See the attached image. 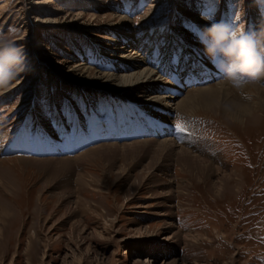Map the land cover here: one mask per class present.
Listing matches in <instances>:
<instances>
[{"label":"rangeland","instance_id":"obj_1","mask_svg":"<svg viewBox=\"0 0 264 264\" xmlns=\"http://www.w3.org/2000/svg\"><path fill=\"white\" fill-rule=\"evenodd\" d=\"M41 1L0 0V32L15 30L26 63L13 86L0 91V264H264V119L241 128L221 100L204 114L175 120V143L198 158L188 164L175 153L155 154L154 146L109 150L77 164L17 157L72 156L98 143L153 138L134 137L139 116L128 112L136 107L91 87L92 78L71 72L74 63L121 73L91 59L101 53V36L114 42L130 29L137 53L152 62L157 55L153 68L165 70L170 54L175 69L184 44L199 42L196 24L208 26L202 17L264 29L255 0ZM109 14L124 16L134 30L108 27ZM207 63L216 77L189 91L221 81ZM257 84L264 89V81ZM104 119L109 126L100 125ZM79 124L89 140L79 141ZM167 221L172 244L161 239Z\"/></svg>","mask_w":264,"mask_h":264},{"label":"bare ground","instance_id":"obj_2","mask_svg":"<svg viewBox=\"0 0 264 264\" xmlns=\"http://www.w3.org/2000/svg\"><path fill=\"white\" fill-rule=\"evenodd\" d=\"M41 2L45 3L47 0H42ZM190 2H192V0ZM38 3H40V1H38ZM107 18L108 27H112L120 31V27L129 26L132 30H134V26H132L130 23L131 21L127 20L124 16L109 14L107 15ZM44 24L52 25L53 22L51 20H44ZM196 25L200 29L206 28L204 27L205 24L202 20H200V23H197ZM129 33H131L130 29H124L123 31L117 32V38L114 42H109L108 38H106V35V37L101 36V39L103 40L100 44L101 53L94 54L91 59L93 62L98 61L101 64V67L106 70L118 69L121 71V73L109 71L97 72L95 68L88 66L87 62L85 61L74 63L71 68V72L78 73L79 75L83 74L89 78H92L94 82L92 85L90 83V86L95 87V89L98 91H101L103 88H107V90H109L107 93L113 96H118L125 99L127 98L128 101L132 103L134 107H136V109H134L135 111L130 109L128 113L130 116L134 113H136V116H139L138 131L134 134V137L139 135L141 137L151 136L153 138L136 139L129 142H122L120 144L117 142L98 143L72 156L56 158H49L50 156L44 158L17 156L20 158V160L25 159L37 162L75 161L77 164V160L80 158L87 160L88 158H94L95 156H99L104 152H108L109 150L110 152L111 150H113L112 152H116L114 149H120L123 152L128 153L133 150L135 151L136 148L140 149L145 146H154L155 150L153 151L155 154H161L163 152L175 153L180 157L181 161H184L188 164V158L190 160H197L198 158L190 153V150H188L189 148H185L175 143V137H173L175 128L173 125L176 124V119L183 116L188 117L190 115L204 114V112L209 111L214 105L218 104L220 100L224 103V113L231 119L232 122L241 128H246L249 124H257L258 121L264 119V89L260 88L258 84L255 86L256 83H254V85H245L243 88L237 90L230 85L219 81L213 84L197 86L191 91L188 90L189 86L192 84L199 83L200 81H207L212 77H216V74L213 75L215 69H210L207 67L208 57L205 56L204 47L200 42L191 43L193 45H189L188 43L184 44V47H182L183 49L180 51V60L178 62V66L175 69H173L171 66V60L176 59L177 57H172L170 54H167L165 57L167 67L165 70L161 71L162 69L156 70L157 68H155L158 64L156 63V58H158L157 55L155 54L153 58L154 62L156 63L154 69L152 65L155 63L152 62L150 58L148 59L146 56L147 54L144 55L143 53H137L136 50L138 46H133L131 44V40L134 39V32H132L130 35ZM119 38L122 39L120 42ZM261 39H263V36H261ZM196 40H198V38H196ZM118 43L124 44L125 46H118ZM110 45L113 46L110 47ZM19 47L24 49L25 42L20 43ZM195 50L196 53H194ZM191 54L192 56L190 57L189 55ZM190 58H192L193 61H191ZM195 64L197 65L196 69L198 71H193ZM165 71L166 73H164ZM169 75H171V77H169ZM204 75L205 77H203ZM20 82L21 81L17 83ZM249 85H253L252 88H249ZM12 86L13 85H11V87ZM15 86H18V84H15ZM146 91L147 93H145ZM237 91H242L241 93H243L244 96L241 93V95L235 94ZM159 93L165 94L159 95ZM107 122V119L101 120L100 125L107 127L109 126ZM146 125H149L150 127L145 128ZM79 132H83L78 134V136H80V142L83 140H89L90 136L85 135V131L81 130V125ZM122 136V134L118 133L114 135V138H121ZM46 137L48 139V143L51 144V146L57 147L61 150V148L58 147L59 144L57 141H51L53 136L50 132L46 133ZM53 149L56 150V148ZM113 158L115 157L113 156ZM230 175L231 173L229 176ZM214 185V188H216L217 191H219L222 187V183L219 181ZM155 189L157 188L155 187ZM168 189H170V187ZM172 224L173 223H170L169 221L165 222L166 229L170 230L171 226H173ZM174 233L175 232L170 230L165 237L161 238L162 241L171 243L169 241L171 240L172 235L175 236ZM184 237H186V235ZM193 237L194 236H192V238ZM167 252L168 251H166L165 254ZM162 253L163 252H161V255ZM155 254L156 253L154 252V255ZM146 260L148 261L149 259L145 258L144 261L146 262Z\"/></svg>","mask_w":264,"mask_h":264},{"label":"clouds","instance_id":"obj_3","mask_svg":"<svg viewBox=\"0 0 264 264\" xmlns=\"http://www.w3.org/2000/svg\"><path fill=\"white\" fill-rule=\"evenodd\" d=\"M264 15V0H255ZM197 29L195 35L204 47V54L221 75V81L239 90L245 85L264 81V43L258 36L264 29L244 31L242 27L225 20L213 21ZM13 29L9 34L0 32V91L11 87L12 82L26 70L25 53L15 40Z\"/></svg>","mask_w":264,"mask_h":264},{"label":"snow or ice","instance_id":"obj_4","mask_svg":"<svg viewBox=\"0 0 264 264\" xmlns=\"http://www.w3.org/2000/svg\"><path fill=\"white\" fill-rule=\"evenodd\" d=\"M180 125H178V127H179Z\"/></svg>","mask_w":264,"mask_h":264}]
</instances>
